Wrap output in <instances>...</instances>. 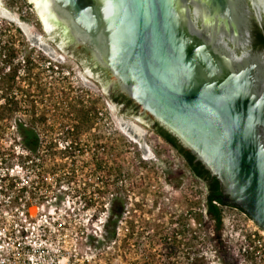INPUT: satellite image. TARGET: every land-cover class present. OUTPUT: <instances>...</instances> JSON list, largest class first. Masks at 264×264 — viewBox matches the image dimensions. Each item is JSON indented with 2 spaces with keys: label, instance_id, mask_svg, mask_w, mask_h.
<instances>
[{
  "label": "rangeland",
  "instance_id": "obj_1",
  "mask_svg": "<svg viewBox=\"0 0 264 264\" xmlns=\"http://www.w3.org/2000/svg\"><path fill=\"white\" fill-rule=\"evenodd\" d=\"M34 1L0 0L9 10L0 17L5 25L0 28V66H5L2 63L8 53L3 43L11 41H15L13 48L30 46V51L37 50L41 56L32 60L36 67L31 71L34 79L29 92L30 106L36 100L33 110L46 118L38 125L44 147L40 153L44 180L35 204L64 222L62 239L84 264H188L189 243L198 245L207 238L204 229L210 230L202 183L170 145L113 103L107 94L110 88H105L109 79L98 83L87 66L78 65L51 42L38 10L37 20L23 23L13 9L21 2L37 7ZM4 28L11 32H3ZM43 44L49 48L44 49ZM39 61H52L56 66L39 65ZM23 79L19 76L18 87ZM85 113L89 122L83 121ZM24 118L15 116L16 121ZM10 132L5 122L0 128V152L10 153L8 159L13 160L14 151H19L14 159L21 153L19 147L11 150ZM13 137L15 145L19 140L16 134ZM104 181L110 184L106 192ZM118 195L124 199L125 212L115 240L106 238L105 224L111 199ZM224 210L228 233L224 240L235 259L233 264H264V242L255 244L240 212ZM33 211L38 212L36 207ZM207 235V264H232L220 252L218 236L210 231Z\"/></svg>",
  "mask_w": 264,
  "mask_h": 264
},
{
  "label": "water",
  "instance_id": "obj_2",
  "mask_svg": "<svg viewBox=\"0 0 264 264\" xmlns=\"http://www.w3.org/2000/svg\"><path fill=\"white\" fill-rule=\"evenodd\" d=\"M40 2L39 15L60 21L71 44L89 45L94 59L109 69L105 88L118 84L218 178L228 202L264 230V96L255 89L258 72L228 51L222 58L215 18L204 39L189 12L193 4L197 16L228 15L241 0Z\"/></svg>",
  "mask_w": 264,
  "mask_h": 264
},
{
  "label": "flooded vegetation",
  "instance_id": "obj_3",
  "mask_svg": "<svg viewBox=\"0 0 264 264\" xmlns=\"http://www.w3.org/2000/svg\"><path fill=\"white\" fill-rule=\"evenodd\" d=\"M35 3L36 6L39 8L40 7L39 3L37 1ZM40 9L41 8L37 10L39 11ZM189 12L191 18L196 23L197 27L200 30H202L204 39H207L209 35L212 33L211 27L212 25H214L212 23L214 21H217V24L221 27L220 31L216 29L217 31L216 34L218 35L219 38L218 39L219 43L216 45L217 53L222 58H228L229 57L228 53H225L228 51L231 53L232 57L234 58L236 57L240 59L242 65L252 66V71L254 73L258 72V80L256 81L255 89L260 93V95L264 96V0H241V5H239L238 8L235 7L234 12H233V8H230V13L228 15L227 14L223 15L224 17L220 16L219 14L213 18L212 17L210 18L205 14L197 16L193 4H189ZM243 13H244V19L241 20ZM0 17H3V15H0ZM20 19L24 21L23 22L19 20L21 23L22 22L25 23V21H27L25 18H20ZM40 23L46 29L50 37H52L51 42L55 43V45H57L61 50L67 52L74 59H76L78 65L87 66L95 81H97L100 84L106 83V80L110 78L109 69L106 68L105 66H102L99 62H97L94 59L89 45L77 46L74 43L71 44V39L67 33L65 25L61 24V22L58 21L57 19L48 18L45 15L43 16L40 15ZM17 27L19 28V31L21 33L22 31L20 30L19 25ZM35 40L39 41L38 37H35ZM43 48L48 49L49 46L43 44ZM29 50H30V46H28V50H25L24 63L26 65V69H25L26 79L24 80L23 84L20 86V88L23 90L24 101H27L26 105H23V112H22V116L25 117L24 118L25 127H30V117L32 116L31 114H33V110L31 109L35 107V105L30 106L29 92L31 88L29 81H30L31 72L28 69L30 62L26 60V58L27 59L30 58ZM14 65H19L17 70H13V69H12L13 71L3 70L2 71L3 75L10 74V76L5 78L6 81H3L4 79L0 80V128L6 122L7 127L11 126V130L14 129L15 116L18 113L20 115L19 107L21 106L20 104L21 96L18 95L17 98V96L14 95V90L16 88L15 85L18 83L17 76L20 72V69L24 67V65L20 67V63H18V60L14 62ZM40 79L42 80V78ZM115 93L121 95L126 101L128 100L127 101L128 105L126 102L118 103L115 102L114 100L113 103L116 104L117 107H119L121 110L131 105L130 111L127 112L129 116L138 119L155 133L156 131L154 127L156 125H159L163 129H165L163 126L160 125V123L155 118H152V115H150L149 113L147 114L145 112H141L139 104L135 102L134 99L131 98L126 92H124L118 84H114L107 92L108 97L110 99L113 97V94ZM35 101L36 100H34V102ZM19 127L20 125H18V128ZM156 134L161 139H163L168 145H170L158 133ZM177 140L185 149L188 150V148L185 147L179 139ZM171 147L173 148V150L177 152V150L173 146ZM178 155L180 156L179 153ZM196 159L200 161L199 158L196 157ZM183 161L185 162L184 159ZM201 183L204 187L203 182ZM223 189L224 187H222L221 185L223 199L226 202L225 207L227 209L243 211L238 205L228 202L227 200L228 195L223 193ZM204 207L206 208V206ZM208 217L210 221L209 231L211 232L212 235L218 236L219 242L217 241L218 243L217 242L216 243L219 247L220 252L226 256V258L230 261V263L232 264L235 263V259L230 257L229 255L230 248L228 247L227 243L224 240V237L225 236L227 237L228 235L227 225H226L227 224L226 211L224 210V217L221 218L220 220L209 215ZM205 218L206 216H204L203 222H204V227L206 228ZM204 231L205 233L209 232V231L207 232L206 229H204ZM188 233H189V228H188ZM187 254H189V249L187 251Z\"/></svg>",
  "mask_w": 264,
  "mask_h": 264
},
{
  "label": "built area",
  "instance_id": "obj_4",
  "mask_svg": "<svg viewBox=\"0 0 264 264\" xmlns=\"http://www.w3.org/2000/svg\"><path fill=\"white\" fill-rule=\"evenodd\" d=\"M13 10L18 14L19 18L31 21L38 19L37 9L31 2L16 3ZM2 26L5 25L2 23V19H0V27ZM3 32L10 33L11 30L4 28ZM17 48L20 54L23 53V56L20 55L18 63H20V67L24 65L17 76L18 83L15 85L16 88L14 90V95L18 98V95L21 96L23 94V90L18 85L21 82L19 76L26 79V65L24 62L25 50L28 49L24 50V46ZM30 54L34 62L40 58L37 50L30 52ZM3 56H5L4 53ZM35 56H37V59ZM21 58L23 62L20 61ZM34 62H30L29 65H35L36 63ZM38 63L39 65L43 63L47 67L55 65L52 61H44L42 63L39 61ZM0 73V76L3 75L2 72ZM31 79L33 80L34 78L31 77L30 73V86L33 85ZM26 103L27 101H24V99L23 101L20 100L22 111H20L19 107L20 115L18 113L17 116H22L23 105H26ZM35 103L36 101L33 105ZM31 115L30 119L34 116H41L35 110H33V114ZM22 122L24 123V120H15L14 128L17 130L16 132H14V129L11 130L12 136L8 140H11L12 151L14 147L16 150L19 147L20 153L27 155L26 150H24L19 142L14 145L15 139L13 136L18 132V125ZM42 122L36 120L35 125H33L39 134H41V130L38 125ZM18 140H20L19 137ZM40 146L42 149L44 148L42 141L40 142ZM14 153L19 154V151H14ZM14 153L12 154L13 160H11L10 158L8 159V156L11 155L10 153L0 152V264H84L79 260L74 249H70L72 245L69 247L67 242L62 239L60 228L64 222L58 221L54 216L51 217L43 213L45 211L44 206L35 204V200L40 198L37 191L40 188L42 189L41 183L44 180L40 160H36L34 165H31L29 161L22 164L14 161ZM35 194L37 196L33 198ZM33 207L37 208V213H34ZM41 211L42 213H40ZM238 212L246 219L243 225L246 224L247 228L250 229V235L255 244L264 242V237H260L261 234L264 235V230L245 211Z\"/></svg>",
  "mask_w": 264,
  "mask_h": 264
},
{
  "label": "trees",
  "instance_id": "obj_5",
  "mask_svg": "<svg viewBox=\"0 0 264 264\" xmlns=\"http://www.w3.org/2000/svg\"><path fill=\"white\" fill-rule=\"evenodd\" d=\"M1 28V27H0ZM15 42V41H14ZM13 41L9 42L8 45L6 43H3V46H7V59L2 64L5 66H0V72H2L6 66L10 68L11 71L17 70L19 65H11L20 57V52L16 47H12L11 44H14ZM2 50V45H0V51ZM32 52V51H30ZM26 60L28 62H32L31 54L30 58ZM56 66V65H55ZM53 65V67H55ZM13 67V68H12ZM36 67V65H29L28 69L31 70ZM13 69V70H12ZM1 74V73H0ZM10 76V74H5L0 76V80L4 79L3 81H6L5 78ZM41 77V75H38ZM2 77V78H1ZM112 101L118 103L126 102L128 105V100L126 101L121 95L118 93L113 94V97L111 98ZM130 104V103H129ZM131 105H129L127 108L122 109L123 112L127 113L130 111ZM45 115H41L40 117H32L30 119V127H25L24 123H20V127L16 135L20 138L19 143L22 145L24 150H26L27 155L21 154V155H15V162L19 163H25L26 161L31 162V165H34L36 160H40V164L42 163L41 158V152L42 148L40 146L41 142V134L37 132L35 127V121L40 120L42 122L43 120H46ZM84 122H89L90 117L85 113L83 116ZM156 133H158L162 138H164L171 146H173L177 152L180 154V156L185 160L188 169L191 171L193 177L198 180L199 182H203L204 184V190H205V197H204V203L206 206V213L209 216H212L214 218H217L220 220L224 217V207L226 206V202L223 199V194L221 190V185L218 180V178L211 174V172L202 164L201 161H198L193 153H191L189 150L185 149L178 140L167 130L163 129L159 125H156L154 127ZM106 180V179H105ZM104 188L105 192L106 189L110 188V184L106 181H104ZM125 212V202L123 197L121 196H113L111 199V209L109 212V216L106 218V238L109 239H117L118 238V223L123 217ZM200 220V219H198ZM206 237L202 242L198 243V245L190 244L188 245L189 254H187L188 258V264H207L206 262V252L209 247L208 235L207 233Z\"/></svg>",
  "mask_w": 264,
  "mask_h": 264
},
{
  "label": "crops",
  "instance_id": "obj_6",
  "mask_svg": "<svg viewBox=\"0 0 264 264\" xmlns=\"http://www.w3.org/2000/svg\"><path fill=\"white\" fill-rule=\"evenodd\" d=\"M8 13L9 10H7L2 3H0V15H7Z\"/></svg>",
  "mask_w": 264,
  "mask_h": 264
},
{
  "label": "bare ground",
  "instance_id": "obj_7",
  "mask_svg": "<svg viewBox=\"0 0 264 264\" xmlns=\"http://www.w3.org/2000/svg\"><path fill=\"white\" fill-rule=\"evenodd\" d=\"M37 2H38V3H39V5H40V3H41V2H40V0H37ZM40 8H41V7H40Z\"/></svg>",
  "mask_w": 264,
  "mask_h": 264
}]
</instances>
